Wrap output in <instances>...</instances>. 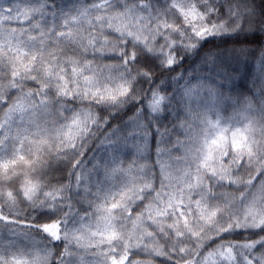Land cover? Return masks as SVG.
I'll return each instance as SVG.
<instances>
[{
	"label": "snow or ice",
	"instance_id": "1",
	"mask_svg": "<svg viewBox=\"0 0 264 264\" xmlns=\"http://www.w3.org/2000/svg\"><path fill=\"white\" fill-rule=\"evenodd\" d=\"M0 264H264V0H0Z\"/></svg>",
	"mask_w": 264,
	"mask_h": 264
}]
</instances>
